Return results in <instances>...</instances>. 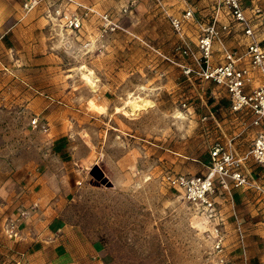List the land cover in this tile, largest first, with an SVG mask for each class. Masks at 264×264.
I'll list each match as a JSON object with an SVG mask.
<instances>
[{
	"label": "rangeland",
	"instance_id": "374dc122",
	"mask_svg": "<svg viewBox=\"0 0 264 264\" xmlns=\"http://www.w3.org/2000/svg\"><path fill=\"white\" fill-rule=\"evenodd\" d=\"M83 1L115 28L104 30L97 14L67 28L54 12L62 0L29 11L23 0H0V233L29 209L45 173L67 220L101 243V264H217L213 223L162 177L199 172L220 132L209 115L230 119L229 134L239 126L227 87L204 80L177 49L163 0H136L126 11L127 0ZM138 96L150 103L133 110ZM255 217H241L244 251L227 252L234 264H259L247 244Z\"/></svg>",
	"mask_w": 264,
	"mask_h": 264
},
{
	"label": "built area",
	"instance_id": "2783aa9c",
	"mask_svg": "<svg viewBox=\"0 0 264 264\" xmlns=\"http://www.w3.org/2000/svg\"><path fill=\"white\" fill-rule=\"evenodd\" d=\"M39 1L23 0L22 5L29 11ZM67 1L74 4L72 9L63 6L54 10L55 15L63 20L67 28L80 29L92 13H96L103 20L104 30L115 28L108 13L96 12L91 6L78 1ZM135 1L127 0L123 10L126 11ZM222 14H226L229 19L225 22L221 21L219 16ZM189 19H193L199 25V36L195 46H192L184 35V28ZM170 22L181 37L182 42L177 45V49L196 62L199 70L195 72L204 80L223 82L230 93L231 108L234 111L244 110L252 113L254 115L252 123L256 125L264 123V80L251 90H245L246 83L251 80L254 70L264 78V44L258 38L256 30L259 25L264 24V4H261L260 0H215L212 18L207 23L195 15L192 7L184 9L181 15H170ZM234 25H239L246 37L243 53L236 54L235 51H229L224 47L226 62L213 66L210 59L214 42H219L223 46L224 35H230ZM243 57L249 60L247 64L239 63ZM190 70L191 67L188 68V71ZM248 155L264 169V130L255 135L246 156L236 154L230 145L217 141L209 149V161L203 171L190 173L170 170L162 177L169 187L178 190L187 202L195 205L213 223L211 236L214 241L213 248L217 253V264H234L227 257L226 234L219 226L223 219L220 199L231 200L232 190L237 187L255 188L264 192V187L246 170L245 159ZM37 207L38 202L33 201L29 209L19 212V218L11 219L5 227L6 235L11 238L17 237L19 219L26 218ZM236 230L239 242L243 246L244 233L241 221L237 218Z\"/></svg>",
	"mask_w": 264,
	"mask_h": 264
},
{
	"label": "crops",
	"instance_id": "0c3cea01",
	"mask_svg": "<svg viewBox=\"0 0 264 264\" xmlns=\"http://www.w3.org/2000/svg\"><path fill=\"white\" fill-rule=\"evenodd\" d=\"M73 1L88 4L83 0ZM163 1L166 4V11L173 15H181L184 9L192 7L195 15L200 17L201 21L205 23L212 18L215 2V0ZM41 3H44V1H41ZM61 3L69 8L74 6L73 3H69L66 0H62ZM260 3L264 4V0H260ZM96 8H94L96 12H104ZM162 8L164 7L162 6ZM247 13L249 14V10ZM94 15L96 13H92L90 19ZM219 19L225 22L229 17L226 14H222ZM184 29L185 38L190 41L192 46H195L199 36V25L193 19H189ZM256 30L258 38L264 44V24L259 25ZM222 42L223 46L219 42L214 43L219 52L212 54V58L219 59L220 62L225 61L224 47L229 51H235L236 54L243 53L246 46V37L239 25H234L231 34L224 35ZM248 61L246 57H243L239 63L247 64ZM262 80L264 78H262L261 74L256 70L253 71L251 82L249 81L250 83L246 86V90L249 91L253 86L261 84ZM236 113L237 115L233 118V121H236L239 126L230 134L227 133L229 125L226 124L230 119L225 117L216 119L213 114L208 117H213L220 129V132L218 130L216 132L215 142L218 141L225 145H230L236 154L246 156L251 146L243 148L241 143L247 140L249 136L253 141L255 135L259 131L264 130V123L259 125L252 123L254 115L244 110L236 111ZM206 129L210 132L209 127ZM250 132H252V135ZM85 157L89 160V156ZM82 161L84 160L82 159ZM208 161L209 151L206 160L198 161L200 163L198 170L203 171ZM245 167L248 173L256 181H260L261 186L264 187L262 168L254 162L250 155L245 159ZM176 169L180 171V169ZM182 170L186 169L183 168ZM44 175L45 173L37 175L33 182L34 192L32 200L38 202V207L31 211L26 218L21 219L18 225L17 237L11 238L6 234L0 233V264H101V243L89 239L77 225L67 220L62 210L64 198L56 196V193L50 191L51 189L47 186ZM49 192L52 194L50 195ZM220 200H222V230L226 234L227 252L235 251L236 254H233L232 257L242 255L244 250H242L239 241H237L238 234L233 224L236 218L242 222L241 217L248 211L256 217L253 218L254 227L247 235V244L255 247L257 253H253V256L256 255L258 257L259 264H264V192L255 188L237 187L232 190L231 200H226L225 198ZM233 241L234 243L232 244L231 242ZM235 245L236 247L232 248ZM253 247H250L248 251H252ZM252 260L255 261L254 259ZM245 264H247L246 261Z\"/></svg>",
	"mask_w": 264,
	"mask_h": 264
},
{
	"label": "bare ground",
	"instance_id": "6f19581e",
	"mask_svg": "<svg viewBox=\"0 0 264 264\" xmlns=\"http://www.w3.org/2000/svg\"><path fill=\"white\" fill-rule=\"evenodd\" d=\"M91 73V72H90ZM83 79L86 80V82L91 86V87H95V81L93 79V77H91V75L88 72L83 73ZM85 82V83H86ZM88 85V86H89ZM96 88V87H95ZM150 103V101H148V99H144L143 97L138 96L137 99L131 100V105H132V109H141L146 107L148 104ZM129 115V114H128Z\"/></svg>",
	"mask_w": 264,
	"mask_h": 264
}]
</instances>
